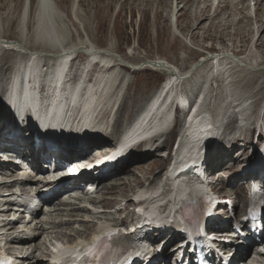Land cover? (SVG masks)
<instances>
[{"label":"rangeland","instance_id":"1","mask_svg":"<svg viewBox=\"0 0 264 264\" xmlns=\"http://www.w3.org/2000/svg\"><path fill=\"white\" fill-rule=\"evenodd\" d=\"M26 1L27 0H0V38L2 39V37H4L2 40L10 41L14 46L20 49L21 47L16 43L22 44L23 47H27L29 44H35V46L31 45L33 46L32 48L39 50L43 45L35 38V30L33 31L37 0H30L28 18L24 20ZM158 1L159 0H52V3L60 12L58 14L62 18H60V30H58L57 33L61 35H59L60 38H62L63 35L64 39H62L65 40L63 46L72 45L73 43L75 45V43L77 44L78 42L80 45L82 43L77 50L82 52H79L78 55L76 54L78 56H76L77 59L74 62L76 67L81 68V66L87 62L88 57L83 54V51H87L85 47L91 44L95 49L98 48L96 49L98 52L106 53L108 51L111 53L112 56L110 59H112L110 61H115L112 63L113 65L117 63L115 65L117 70L114 68L111 72L114 73L116 77L118 76V83L114 88V93H116L115 91L117 90V96L114 98V102L119 101L115 103L122 104H120L119 110L115 112V114L112 113L110 115L114 117L108 120L111 123L107 121L108 129L118 128L128 122L133 117V114L138 112L145 102L154 96L161 83L168 77L163 71H154L151 68H147L152 62H158L161 59L163 61H168L175 69L181 70V72L184 73L191 68L192 70L188 74L189 76L185 77L180 83V88L181 90L183 89L182 92L189 98L190 95L196 92L195 90L197 87L199 88L202 84L203 76L208 73L210 63L200 60L201 58L207 59V55L203 53L207 47H211L213 51H219L222 54L234 52V54L240 53L243 55L239 54L242 56V58H239L240 61L246 65L243 67H241L240 64L222 60L223 63L221 64L223 65L226 63L224 67H226V70L231 74L230 80L232 83H228L227 85L223 81L226 84L223 85L219 79L209 81L208 87H210V91L206 100V105L210 108L209 114L211 115V119L215 121L216 124L217 120L220 121V118L217 119L216 116V108H218L222 102H227L226 104H228V100L231 99L234 106L237 107V103L249 100L247 112L245 114H248L245 117L247 118V120H245L246 124H244L238 132H235V135H241L243 136L241 138L244 139L237 141L235 144L236 146L233 147L227 146L223 144V142L217 144V141L208 143V147L211 145L212 149H208L209 158H207V162L210 166H208L210 174L208 173L207 175L209 176L207 183L214 181L217 187L224 193H234L230 189L238 190L241 193V191H244V180L250 177L261 179L264 175L259 173L258 176L255 177L254 175L248 176L245 174L246 171H251V169L247 167L257 162L260 154L258 152L259 146L255 143V130H252L251 134L248 130L250 127L254 128L256 122L259 125L261 121H264V44L262 46L257 42L262 26H264V17L261 16V21H259L258 15L260 13L256 12L257 3L262 2L261 5H264V0H245L246 2L244 0H193L189 2V4L186 2V4L183 3L182 0H160V3ZM224 1L230 4V8L221 11L215 18V16H213L215 8L217 5L221 6ZM209 4L211 6V11L209 13L210 18L202 25L201 30L196 32L194 30V26L198 22L196 20V13L199 12L203 6ZM182 8L189 9L186 15H184L185 12H182ZM174 17L179 18V20L174 22ZM228 23L231 24V28L226 30L225 27ZM24 28L25 31L23 32ZM237 31H239V33ZM192 35L195 37L192 38ZM17 38L22 41H17ZM36 39L37 41H35ZM27 48L31 49L29 46ZM27 48L21 50L20 54L15 51L5 50L2 46L0 47V93L2 94V97L0 96V101L3 99V89L5 87L7 73L15 63H18L23 58L25 60V56L22 53L26 52V55H28L30 50L28 51ZM61 50L62 48H60V51ZM57 53H59V51L55 49H50L48 52L39 50L38 54L42 56H38V58L40 57L41 63L51 64L55 60L58 62ZM255 60L256 62L260 60L257 65L254 64ZM129 64L130 66H128V68L124 70L121 68V65L126 66ZM132 66H137L139 70L133 71ZM245 67L249 68L246 70ZM98 70V68L92 70V75L97 76ZM111 73L108 76H110ZM200 73L204 75L201 76ZM16 81L17 80L13 81V85ZM63 92L64 90L61 91V93ZM227 92L230 96L229 94L227 96ZM2 103L1 101L0 115H2L4 107ZM223 105L224 104L218 109L223 110L224 113L227 114V116L225 114L224 119L221 118V121H227L225 126H223L224 130L229 131L237 128L238 125H234L235 116L232 115L233 109H228L227 112ZM107 107L109 106H105L104 109ZM204 108L207 109L206 106H204ZM3 117L4 116H1V118ZM8 121H12V119L10 118ZM217 131L218 130L213 133ZM174 132L175 130L173 133ZM16 134H19V132H16ZM215 137L216 136H211L209 138L216 140L217 138L215 139ZM250 139H252V142L247 143L246 141ZM164 145V148L155 147L152 152L153 154L158 152V155L155 156L150 154L149 157L134 163H129L125 167L130 169L127 179L132 182L128 183L124 188V196H127V201L123 199L119 205L108 207H104L103 205L88 206L93 213L92 215H88L84 212L79 213L80 211L75 212L76 215H79V221L74 225L72 230H62V232H68L71 236L68 235V238H84L92 230V228L89 229V232L86 234L87 230L85 227L87 226V221L90 223L93 222L95 225L102 219L109 221L120 220L122 222L130 219L133 213V201L128 204L130 213L126 212L123 214L121 210L126 207L133 192L137 189V186L144 185L145 183L147 184L146 180L150 181L151 179L165 181L164 177L161 178V176H164V173H160L166 164L161 154L168 148V139L164 142ZM218 147H223V149H227L226 151H230V155L227 156L226 151L219 150L222 155L221 160L226 161V165H224V163V166L222 165L220 167L216 166V161H211V157L213 156L212 152ZM229 161H233L234 163L230 165L228 164ZM161 162H163V164ZM114 178L115 177H112L111 179ZM165 188L168 187L165 185ZM92 196L96 200L106 201H111L115 198L118 200L123 198L122 195L107 194L99 190L97 194H93ZM239 197H242L241 194ZM64 200L66 201V199ZM67 200L70 201L69 198H67ZM74 203L75 202L71 199L70 205H63L61 204L60 197H58L54 200L53 204H48V206H52L51 208L49 207L50 211L48 213H44L43 211L39 213L43 218L40 219L39 222L48 219V215L50 214L55 216L54 211L56 210H61L63 215L57 219L54 217L56 221H69L72 219L71 216L73 215ZM240 205L241 204L237 207L238 212L241 211ZM104 210L117 213L110 215L109 212H103ZM128 213V218L125 220V215ZM45 227L48 229L46 225ZM47 236H50V234H42L36 242H40L38 244L41 246L42 241L45 240ZM165 242L166 239H164V236L160 237L155 244L156 248L160 250ZM8 249L11 248L8 246ZM13 249L14 250L11 251L16 253L15 251L19 248ZM42 254L44 256V262L42 263L50 264L48 262V255L45 252H42ZM39 255L40 254L37 256ZM33 260L31 256L28 262ZM248 260L249 263H251L254 258ZM242 261L243 263L241 264H245L244 259L237 260V262ZM34 262H36V260Z\"/></svg>","mask_w":264,"mask_h":264},{"label":"bare ground","instance_id":"2","mask_svg":"<svg viewBox=\"0 0 264 264\" xmlns=\"http://www.w3.org/2000/svg\"><path fill=\"white\" fill-rule=\"evenodd\" d=\"M182 1H183V3L186 2V3L189 4V2H192L193 0H182ZM158 2L160 3V0ZM261 3L260 2L257 3V9H256V12L260 13L258 15L259 21H261V18L264 17V15H263L264 5H261ZM36 4L37 5H36V11L34 13L35 14V22H34L33 31L35 30V35H36L35 38H37L40 41V44L43 45V47H41V49H39V50L42 51V52H48V51H50V49L51 50H54V49L58 50L59 53H57L58 54L57 61L60 62V61L63 60V61H67L68 62V60H70L71 57H75V59H74V62H75L76 59H77L76 56L78 55V53L82 52V51H77L78 48L80 47V45H82V43L80 42L81 44L79 45L78 44L79 42H78L77 44L79 46L76 43H75V45H74V43L73 44L70 43L72 45L63 46L64 45L63 42L65 41V40H63L64 39L63 35H62V38H63L62 39V38L59 37L60 34L58 35V33H57L58 30H60V26H59L60 22L59 21H60L61 17L58 14L60 12L54 7V5L52 3V0H37ZM187 5H185V6H187ZM231 7H232V5H231ZM228 8H230V4L228 2L224 1L221 4V6L217 5V7L214 10L213 16H215V18H216L217 15H219V13L221 11H224V10H226ZM182 9H183L182 12H185L184 15H186L188 13V11H189V9L188 10L185 9V8H182ZM210 11H211V6L209 4V5L203 6L202 9L199 10V12L196 13V20L198 21L197 22L195 20L197 22V24L194 26V30L196 32L201 30L202 25L206 21L209 20ZM194 14H195V12H194ZM211 15H212V13H211ZM27 16H28V10H25L24 20H26ZM213 20H214V17H213ZM233 25H235V24H233ZM183 27H185V26H183ZM228 28H231V24H229V23H228V25H226L225 29L227 30ZM24 31H25V28L23 29V32ZM237 32L239 33V31H237ZM59 33H61V32H59ZM242 35H243V33H242ZM263 36H264V26H262L261 33L259 34L258 39H257V42H259L262 46L264 44V39H263L264 37ZM191 37L194 38L195 36L192 35ZM2 39H4V37H2ZM2 39L0 40V45L5 50L15 51V52L21 54V50L26 49L28 46H29V48H31V49L27 48L28 51L30 50L28 55H26V52L22 53V54H24L25 59L26 60L29 59L30 62H28L26 64L25 63L23 64L22 63V61L24 60L23 57H22L23 59L19 61V66H20L19 69L21 71L17 75V77L14 79V80H17L16 83L14 85H12V88L14 89V91L10 92V96L12 97L14 95L16 96V94H18V92L20 91V89L22 87H24L26 89L24 92H26V94L28 93V95L26 96V99L25 98L23 99V102H25V105L23 107L19 106V112L21 113V111H23L27 115L28 111H29V107L34 108V106H33L31 101H32V97L34 99V96L36 95V91L38 92V90H35L33 87H35L34 85L37 84L36 81H40L41 80V77L38 76V72L40 70V66H39V64L34 65V62H33V61L36 62V60H40V57L37 58V56H36V55H38V51L39 50H36V49L32 48L33 46H35V44H29L27 47H23L22 44L16 43V44H18L21 47V49H20L19 47L14 46L10 41H6V40H2ZM37 39L35 41H37ZM190 40H191V38H190ZM17 41L21 42L22 40H18V38H17ZM31 45H33V46H31ZM60 48H62L61 51H60ZM85 48H86L87 51H83L84 52L83 54L86 55L88 58H91V61L89 63V67L85 68V70L86 71H90V73H92V70H94L96 68L99 69L97 71L98 74H97V77L95 79V83L92 86L91 85L90 86L86 85L85 88L79 86L77 88H72V89H70V91H68L67 89H64V85H63V82H62L61 77H60L61 74L60 73L54 74L51 71L50 72V79L48 80V82L50 83L49 87L51 89L53 87L57 88V93L55 94L56 96L52 95V100L50 102L51 111H48L47 109L42 108V109L39 110V112L44 114V115H48V116L54 117L55 120H50L49 121L46 117L42 118L41 119L42 120L41 124L36 123L37 127H35V129L37 130L38 133H36V136H34L32 138H26L25 135L23 134V132H21L17 136H15V135L12 136V134H14V132H17L16 128H18V125H17L18 123L16 124V123H12V122L8 121L9 120L8 117H10V114H13V116H15L14 115V113H15L17 115L16 111L13 109V107H14L13 104L10 103L9 106H7L8 107L7 111L4 109V113L2 115H0V148L3 149L4 148L3 145H7V144L12 143L13 146H14V152L16 154L20 155V156H26V157L32 158L31 163H35V159L39 156V154L41 152H45L46 150H50V148H53L50 143H46L45 141H49V142L53 141L55 144H61L62 142L66 143L67 146H68L67 149H64L61 146L60 147L63 150H67V151H71V150L74 151L73 149H78L79 148L78 146L75 145L76 142L74 140H77L80 143L81 142H84V143L88 142V143H91V144L98 143L97 145L95 144L94 146H97L98 151H99V153H98L99 156L104 154L103 152H101V150L104 149V148H106L108 150V151L106 150V152H109V148H107V146H105L104 144L100 143V135H98V133L97 134H89V135L81 137V138H74L76 136L75 134L78 132L79 129L84 130L87 126H90L91 124H92V128L94 129L95 127L93 126V124L95 123V121L97 119V117H95V114L99 112V108H97V107L100 106L103 103H106L107 105L114 106V98L117 96V90L115 91L116 93H112L111 92V89H113L114 84L116 83V81H118V76L116 77L114 73H111L114 70V68L116 69L115 65L117 64L116 63L115 65L111 66V64L115 62V61L114 62L110 61L112 59V58L110 59V57L112 56L111 53H109L108 51L106 53L98 52V51H96V49H98V48L95 49V47H93L92 44L90 46H86ZM228 55H230V54H228ZM228 55L219 54V56H217V58H216L217 59V61H216L217 62V66L220 67V71H221V78L220 79L222 81H224L227 85H228V83L229 84L232 83V81L230 80L231 79L230 78L231 74H230L229 71L226 70L227 68L224 67L226 65V63H224L223 65L221 64V63H223L222 60L223 61L226 60V62L227 61H232V63L234 62V63L240 64L241 67L246 66L244 63H242L240 61V59H239L240 57L235 56V58H234V57H231V56H228ZM240 55H242V54H240ZM40 56H42V55H40ZM96 59H100L101 60V67H99L98 65H95V64L93 65V62ZM203 59L204 58H201L200 60L203 61ZM42 60H43V58H42ZM258 62H256V60H255L254 64L257 65ZM91 66H92V68L90 70ZM128 66H130V64L126 65V67H128ZM170 66H171L170 62L163 61L161 59L158 62H156V61L152 62L150 64V66H147V68H151L153 70L166 71L165 74H167L169 76V74L171 73L170 72V68H169ZM132 67H133L132 69H134V71H137V70H135L136 68L134 66H132ZM245 68L247 70V68H249V67H245ZM191 70L192 69L190 68L185 73L181 72V70H179V71L177 69L175 70L176 73H177V78L180 79L179 80L180 83L184 80L185 77L189 76L188 74L190 73ZM57 71H62V68H57ZM110 73H111V75L108 76ZM193 74H191V75H193ZM195 74H196V72H195ZM200 75L203 76L204 74L200 73ZM21 77L23 78V80H22ZM174 77L175 76H170V77H168V79L174 78ZM213 79H214L213 74L212 75L205 74V76H203L202 88H204V89H203L202 95H204L205 91H206V93H209L210 87H208L206 89V86L209 84V81H211ZM22 81L24 83L23 85H22ZM180 83L178 85H176V82H174V80L170 81L169 85L167 86V89H169L170 87H171L170 88L171 90H174L175 88L177 89L178 87H180ZM199 83H200V81H199ZM10 89H11V87H10ZM62 90H64L63 93H61ZM118 91H119V89H118ZM195 91H197V89ZM228 94L229 93L227 92V96H228ZM67 95H68V98L66 99ZM229 96H230V94H229ZM152 98L148 102H146L147 105H149L150 103L152 105V106L149 107V110L146 112V115L143 118V124H146V125L144 127L140 126L138 128V131L140 132V134H143V135L144 134H148V130L151 129V128H152L153 131H158L159 129H161L162 127L167 125L169 120H170L169 103L168 102L160 103V100H156L154 102V101H152ZM228 99H229V97H228ZM15 101H16V99H15ZM228 101H229L228 104H226L227 102L226 103L222 102V104H224L223 105L225 107L224 109H226L227 112H228V109H233L232 115L235 116V124L234 125H238V123H236V120H239L241 123H243L245 120H247V118H245V117L248 114L247 115H245V114L247 112L246 110H247V107H248V104H249V100L243 101L242 103H237L236 104L237 107L234 106L233 101L231 99L228 100ZM235 101H236V99H235ZM115 102H119V101H115ZM182 103H183V101H182ZM115 104H117V103H115ZM120 104H122V103H120ZM39 105H40V103H36L35 102V106L36 107H38ZM5 106H6V104H5ZM200 106H199L200 107L199 111H197L192 116H189L188 120L186 121V123L188 124V127H187V131L188 132L186 131V135L187 136L185 135L186 137H185L184 142L182 143V146H181V148H182V151H181L182 152V156H181V158L184 161L185 168L188 167V165H187L188 161H192L193 159H195V157H194L195 154L204 152L203 148H201V143L203 142L202 139H205L207 141H209V140L210 141H217V144L218 143H222L223 141L225 142V140L226 141H231L232 140L230 143L227 144L230 147L235 146V144L237 143L238 137H239V140L244 139V138H241V137H243L241 135L238 136V137H235L233 135H231V136L228 135L227 139H224L222 137L223 136L222 134L218 135V133L222 129H224L223 125H222V121L223 120L221 121V118L224 119L225 118L224 116H225L226 113H224L223 110H221V109L219 110L218 109L220 106H218V108H216L217 119L220 118V121H221L220 123L216 124L215 121H212L210 119V117L207 115V112L205 111L206 108L204 109V104H201ZM227 106H228V108H227ZM70 107L71 108L77 107V108L82 109L81 119L83 120V123H79L80 124L79 127L70 126L69 124L68 125L56 124V120L57 119H61V118H59L60 116H62V119H67L68 117H72V114L69 113V110H68V108H70ZM119 107H120V105H119ZM119 107H118L117 111L119 110ZM234 108H236V109H234ZM15 109H17L16 106H15ZM141 109L146 111L145 108H141ZM235 110H237L238 112L235 111ZM64 111H66V112L64 113ZM234 111H235V113H234ZM12 112H14V113H12ZM1 116H4V117L1 118ZM17 116H18L19 120L22 118L21 115H17ZM226 116H227V114H226ZM1 120H3V123H1ZM33 120H35L34 117H33ZM215 120H216V118H215ZM69 122H71V121L69 120ZM109 123H111V122H109ZM51 124H54L55 128L60 131L61 138L60 137H56L53 134H49L48 137L40 135L39 132L43 128H45L46 126H49ZM253 129L254 128L250 127L248 132L251 133ZM216 130H218V131L213 133ZM32 133H34V131H32ZM174 136H175V132L173 133V131H172L169 134V137L173 138ZM211 136H216L215 139L216 138L217 139L213 140L212 138H209ZM250 140H248L246 142L247 143L251 142ZM38 142L40 144V147H39V149H36L34 147L36 146V144ZM82 146H87L88 147L90 145H82ZM164 146L165 145L163 144V145L157 146V148H164ZM20 148H21V150H20ZM263 148H264V146H263ZM219 150L226 151L227 149L225 150V149H223V147H218L217 149L215 148L214 151L212 152L213 156L211 157V161L212 160L214 162L216 161V166L217 167L222 166L224 163H225L224 165H226V161L221 160L222 155L219 152ZM262 151L260 152L261 154H259L258 165L251 168L253 175L258 174L259 171L264 172V154L262 153ZM157 153L153 154L150 151H140L139 153L131 155V156L127 157V158H122L121 159V166H119L118 168H117V166H113V167L110 166V168H109L111 170L110 174H113V173H115V174L114 175H109V174L103 175V174H100V177L95 179V181L100 183V185H101V186H99V188L96 189V191L98 189H100V192L107 193V194L108 193L117 194L118 196L122 195L123 198H121L119 200L117 198H115L116 200L113 199L111 201L99 200L97 202H92L90 205H93V206L103 205L104 207H108V206H113V205H119L120 202L123 199L127 201V199H126L127 196L126 197L124 196V188L126 187V185L128 183H132V182L127 179L128 174L130 172V169L125 168V167L127 166L128 163H132V162L134 163V162H137L138 160L147 158V157L150 156V154H153V155L156 156V155H158ZM226 155L229 156L230 155V151H226ZM75 158H80V157L76 156ZM208 158H209V156H208ZM73 159L74 158L70 159V161H77V159H75V160H73ZM127 159H129V160H127ZM68 160L69 159H66V161H68ZM3 162L8 163V161H3ZM1 163H0V175L3 174L4 178L0 179V190L1 189H6V188H8L9 185H13V184L20 185V186L23 185V184H20V182L16 179V176L21 174L20 173L21 170L12 171V170H14L16 168L12 167L13 169H9L7 164H4V163L1 164ZM161 163L163 164V162H161ZM11 164H13V166L17 165V163H11ZM248 167H250V166H248ZM197 174H198V168H196V165H195V166H193V168H191V170L189 172H186V173L183 172V170L178 168L177 172L175 174V177L177 176L176 178H171L170 176L167 175L166 178H167V180L170 183H172V186L174 187V190H178L179 191L178 193L175 192L173 195H180V196L183 197L185 191L195 190V193H198V192L204 190V187L199 184L200 182L198 181L199 178H198ZM86 177H88V176H84L83 179L86 178ZM110 177H115V178L111 179ZM8 179H11V180H8ZM103 180L105 182L101 183ZM27 181L28 182L25 185L33 187L34 184H37V182H39L40 180L35 181V180H32V179H28ZM147 181L148 180H146V182ZM141 182H143V181H141ZM69 183H71V182L63 181V182H61L58 185H51L48 189L52 190V194L54 195L55 198L58 197L60 194H65V195L74 194L75 191L73 190V187L76 186L77 181L73 182L72 184H69ZM159 183H161V181H159ZM87 185L88 184L85 183V184L80 185V186L83 187V186H87ZM42 190H43V188L40 187L38 189V192H41ZM171 191H173V190L170 189V192ZM147 192L148 191L141 190L139 192V197H142L143 195L147 194ZM235 195L238 198H240L239 197L240 195H239L238 191L235 192ZM135 196H136V194H135ZM164 198H165V196L161 197V198H158V199H155L154 204H152V206L158 204ZM71 199L74 200L75 203H80L81 205H83L79 198L75 199L74 197H71ZM4 201H7V200H4ZM52 201H53V199H48L46 202L47 203H51ZM130 202H132V199H129L126 207L121 210V212H123V214H125L126 212L130 213V208H129V205H128V204H130ZM175 204L176 203H174V205ZM152 208L153 207H151L150 210L144 211V214L147 215V216L150 215L152 213ZM6 209H8V211L11 212V210H9V208L7 206H6ZM72 212H73V215L71 216L72 219H70L69 221H59L58 222V221L55 220L54 217H56V219H57V218L63 216L61 210L54 211L55 216H53L52 214L48 215V219H45V221L39 222L40 219H43L41 217L38 218V219H34V221H32V223H30V225L28 224L29 226L27 225V227L24 228V232H23L24 234L23 235L15 234V233L8 234V233H11L13 231V228L16 227L15 224L19 221V219H16L13 222L7 221V220L6 221L2 220V221H0V231L3 233V235L7 236L6 237V241H7V243L9 245H14L15 247H20V249L17 250L19 252L20 256L27 257L28 255H27V253H25V250H29L30 247H34L33 250L31 251L32 254H30V256L37 255L38 251H41L42 249H39V244L38 243H40V242H35L34 240L39 238L42 234L43 235L44 234L45 235L50 234V236H47V238H49V239L51 237H53V235H56V236L65 235V234H63L64 232H62V230H67V231L72 230L74 225L80 219L79 215H76L75 212H79V213L84 212V213H86L88 215H92L93 214L87 207L78 206V205L76 206V204L74 205V209H73ZM103 212H107V211L104 210ZM0 213L4 214V212L2 210L0 211ZM113 213H117V212H112V211L109 212L110 215L113 214ZM4 216L8 217V216H10V213H6ZM144 218H145V216H144ZM214 221L215 220H213L212 222H214ZM80 222H81V220H80ZM117 222L121 223L122 221L118 220ZM86 223H87V226L85 227V229L87 230L86 234L89 232L88 231L89 229L92 228V230L89 232V233H91L97 227V225H94L93 222L90 223L89 221H87ZM44 225H48V226L53 225L54 228H52V226H51V227H48V229H47L46 227H44ZM258 226L261 227V224H258ZM76 235H77V233H76ZM243 235L244 236H248V233L247 232L243 233ZM166 239H167V237H166ZM173 240H174L173 238L170 239L168 241V244L171 243ZM247 240L250 241L251 237L248 236ZM253 243L244 242L241 247L240 246H236V251L239 254H250V250H252L251 246H252ZM27 247H28V249H27ZM166 252L167 251L164 250V253H166ZM3 254H5V253H3ZM35 257L36 256H34V259L36 260ZM15 259H17V258H15ZM42 259L43 258L40 257L38 260H36V262H33V263L30 262L29 264H43L42 263ZM254 260H257L256 263H254L252 261L251 263L248 262V264H264V254L263 255H259V257L255 258Z\"/></svg>","mask_w":264,"mask_h":264}]
</instances>
